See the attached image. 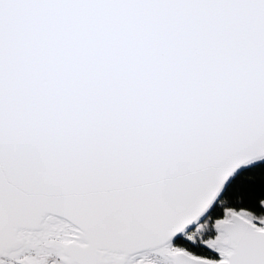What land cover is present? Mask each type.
<instances>
[{
  "label": "snow or ice",
  "instance_id": "1",
  "mask_svg": "<svg viewBox=\"0 0 264 264\" xmlns=\"http://www.w3.org/2000/svg\"><path fill=\"white\" fill-rule=\"evenodd\" d=\"M0 264H264V0H0Z\"/></svg>",
  "mask_w": 264,
  "mask_h": 264
}]
</instances>
